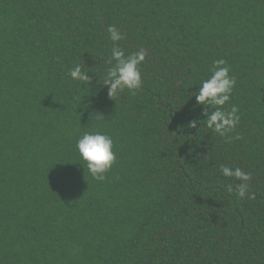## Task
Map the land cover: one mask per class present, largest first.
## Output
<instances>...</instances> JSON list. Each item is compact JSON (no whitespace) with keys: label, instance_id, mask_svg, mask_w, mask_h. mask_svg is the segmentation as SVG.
<instances>
[{"label":"trees","instance_id":"16d2710c","mask_svg":"<svg viewBox=\"0 0 264 264\" xmlns=\"http://www.w3.org/2000/svg\"><path fill=\"white\" fill-rule=\"evenodd\" d=\"M110 25L146 52L114 98ZM217 59L227 136L194 95ZM94 130L114 140L103 181L76 148ZM0 264H264V0H0Z\"/></svg>","mask_w":264,"mask_h":264},{"label":"clouds","instance_id":"9594fccd","mask_svg":"<svg viewBox=\"0 0 264 264\" xmlns=\"http://www.w3.org/2000/svg\"><path fill=\"white\" fill-rule=\"evenodd\" d=\"M108 33L114 42L111 60L115 63L101 82L109 86V96L114 98L118 91L123 89L141 88L143 80L140 65L145 61L146 52L140 49L138 52L126 54L122 48L115 45V42L124 39L123 33L115 25L108 27ZM210 71L211 75L203 80L194 95L198 105L206 106L204 122L206 121L207 127L220 136H227L236 129L240 120L238 106L233 104L230 109L224 107L226 102L230 101L237 81L230 75V66L225 59L215 60ZM69 76L74 81H90L89 73L80 64L69 70ZM191 123L195 127L197 122L193 120ZM76 148L82 160L86 162L83 164L86 171L96 180L103 181L105 174L112 169L116 161L113 138L99 130L85 131L77 139ZM221 171L225 177H235L240 181L249 179V175L240 168L222 166ZM228 190L231 192L232 188L229 187ZM248 190L249 185L241 183L236 195L242 198Z\"/></svg>","mask_w":264,"mask_h":264}]
</instances>
